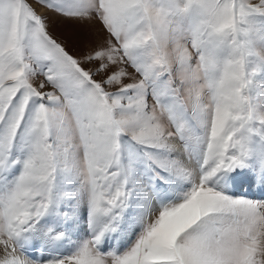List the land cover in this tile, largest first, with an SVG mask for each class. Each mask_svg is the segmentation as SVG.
I'll use <instances>...</instances> for the list:
<instances>
[{
  "label": "snow or ice",
  "instance_id": "1",
  "mask_svg": "<svg viewBox=\"0 0 264 264\" xmlns=\"http://www.w3.org/2000/svg\"><path fill=\"white\" fill-rule=\"evenodd\" d=\"M0 264H264V0H0Z\"/></svg>",
  "mask_w": 264,
  "mask_h": 264
},
{
  "label": "rangeland",
  "instance_id": "2",
  "mask_svg": "<svg viewBox=\"0 0 264 264\" xmlns=\"http://www.w3.org/2000/svg\"><path fill=\"white\" fill-rule=\"evenodd\" d=\"M53 31H54L55 33L59 34L60 32L63 31V26H62V25H55V26L53 27Z\"/></svg>",
  "mask_w": 264,
  "mask_h": 264
}]
</instances>
